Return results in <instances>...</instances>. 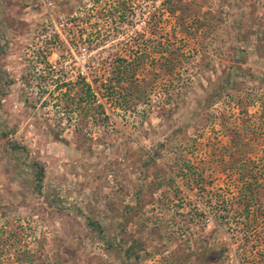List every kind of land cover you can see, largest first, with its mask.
<instances>
[{
	"label": "rangeland",
	"instance_id": "1",
	"mask_svg": "<svg viewBox=\"0 0 264 264\" xmlns=\"http://www.w3.org/2000/svg\"><path fill=\"white\" fill-rule=\"evenodd\" d=\"M163 1L0 0V264H264V0Z\"/></svg>",
	"mask_w": 264,
	"mask_h": 264
},
{
	"label": "trees",
	"instance_id": "2",
	"mask_svg": "<svg viewBox=\"0 0 264 264\" xmlns=\"http://www.w3.org/2000/svg\"><path fill=\"white\" fill-rule=\"evenodd\" d=\"M163 8L165 9V11H167L170 15L177 17L178 19H183V16H179L178 13L181 10V7H183V0H164L163 4H162ZM128 13H129V9L126 8H121L120 6L118 8L115 7V9H112L111 11L107 12V13H103L101 14L102 18L109 19L110 21H118L119 24H123L127 21L128 19ZM105 14V15H104ZM182 15V14H181ZM180 25H183L184 27V23L180 22ZM118 28V27H116ZM115 29V28H114ZM98 31H93V32H89L87 34V39L85 38V40H83L87 46V49L90 51V49H93L94 47H99V44L101 42H106L108 39H114L117 36V33L115 32V30L113 31H106L105 34H103V32H99ZM99 32V33H98ZM93 34H97L96 41H91V39H93ZM82 37V36H81ZM83 39V38H82ZM88 41V42H87ZM172 55V54H171ZM175 55V54H173ZM175 57L171 58L168 61V64H164L165 67L168 69V72H172L174 66H175ZM135 60V67L134 68H130L129 66H126V63H128V58L124 55H118L116 53V55L111 59L112 64L110 65V72L109 75L106 76V78L101 80V83H99V86H97L99 88V93H101V100H105V101H110L111 104L116 105H120L119 102V98L123 97L122 99H124V102H127V93L125 91L121 92L120 88H124V85L121 84L123 81H128L131 83L132 81V77L131 74L133 75L135 69H138V65H142L143 64V60H139L137 58V56H135L134 58ZM131 70L133 72H131ZM130 75V76H129ZM120 87V88H119ZM127 88L125 87L124 90H126ZM86 93L82 94V96L80 97L81 102L82 103H86L89 105L90 107H93V104L98 103L97 107H100L102 109H104V105L107 102H100V100H97V91L93 89L92 85L90 83L86 84ZM125 93V94H124ZM129 94V93H128ZM13 147L15 149H23L20 146L17 145H13ZM25 149V148H24ZM34 172H35V178H36V187L39 190L41 188L42 182L44 181V177H45V170L44 167L40 166L39 164H34ZM252 175H250L249 177H244L242 179V184H241V194H242V199L243 202L246 203L247 206V211L250 210L251 206L254 204V201L258 200V194L261 192L260 189V184L259 181L256 177H254ZM250 178V179H249ZM91 226L96 229L97 231H99L100 233H102V229L101 227L96 223V222H92ZM248 228H251V231H257V225H254V223H249L248 224ZM256 241L257 243H262L264 244V237H256ZM247 243L249 244V242L247 241ZM264 247V246H263ZM262 247V248H263ZM126 254L128 256L131 255V252L126 251Z\"/></svg>",
	"mask_w": 264,
	"mask_h": 264
}]
</instances>
